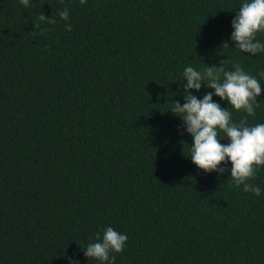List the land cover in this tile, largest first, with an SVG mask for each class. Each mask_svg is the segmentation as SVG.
I'll return each mask as SVG.
<instances>
[{
	"label": "trees",
	"instance_id": "1",
	"mask_svg": "<svg viewBox=\"0 0 264 264\" xmlns=\"http://www.w3.org/2000/svg\"><path fill=\"white\" fill-rule=\"evenodd\" d=\"M243 2L0 0V264H99L82 248L107 227L128 237L114 264H264V165L249 181L259 196L230 162L205 173L168 112L186 67L228 59L260 81L259 106L213 100L264 124V52L231 40Z\"/></svg>",
	"mask_w": 264,
	"mask_h": 264
},
{
	"label": "clouds",
	"instance_id": "2",
	"mask_svg": "<svg viewBox=\"0 0 264 264\" xmlns=\"http://www.w3.org/2000/svg\"><path fill=\"white\" fill-rule=\"evenodd\" d=\"M20 3L27 7L29 0H20ZM80 3L84 4L86 0H80ZM59 16L67 21L68 10L60 11ZM38 20L56 23L55 19L46 18L43 12ZM231 25V40L235 42V48L251 55L264 52V43L256 38L257 33L264 32V0H244ZM34 26L39 27L38 24ZM66 28L71 31V24H67ZM222 47H229V44L226 42ZM227 63L230 61L224 59L220 61L219 67L207 65L203 71L186 67L183 72V90L187 93L183 95L185 102L181 105L174 100L168 112L179 117L181 127L191 135L193 143L188 158L198 169L205 173L223 175L228 169L220 165L230 162V177L235 185H243L244 192L259 196L261 188L249 181L255 179L258 166L264 165V124L249 125L247 118L238 123L233 121L232 113L214 101L213 96L226 100L235 110H244L247 116H253L255 108L259 106L257 98L261 94V85L255 76L248 74L239 64H232L234 70H225L224 65ZM260 75L264 77V73ZM202 86L214 91L200 99L191 90L199 92ZM220 131L230 141L228 144H222L217 139ZM127 240L126 234L107 227L102 236L97 233L96 242L82 248L83 254L99 264H114L116 257L111 254L121 253ZM68 259L69 264H79L78 261Z\"/></svg>",
	"mask_w": 264,
	"mask_h": 264
}]
</instances>
